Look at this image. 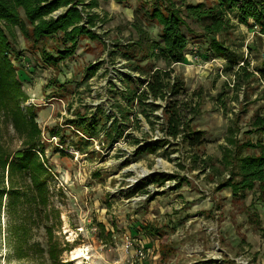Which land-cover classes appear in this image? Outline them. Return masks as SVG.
<instances>
[{"label":"rangeland","instance_id":"obj_1","mask_svg":"<svg viewBox=\"0 0 264 264\" xmlns=\"http://www.w3.org/2000/svg\"><path fill=\"white\" fill-rule=\"evenodd\" d=\"M119 2L71 0L47 17L57 19L77 7L79 25L91 35L77 37L74 48L62 32L34 42L13 29L16 43L9 57L22 82L15 112L22 122L14 127L0 110V159L10 163L34 136L46 172L38 173V190L22 170L10 177L9 166L0 167V264H224L225 257L236 264H264L261 225L249 218L257 195L246 190L233 197L229 188L217 190L233 174L239 180L237 158L258 154L251 144L264 143V130L254 128L264 113V84L256 72L264 34L253 22L245 25L230 15L233 27L216 36L226 57L216 55L209 38L190 33L185 61L168 66L147 48L149 41H159L161 29L153 11L166 3ZM20 17L25 19L22 10ZM67 49L72 50L63 55ZM43 50L59 61L43 62ZM16 53L20 61L14 60ZM155 68L172 69L183 80L186 97L179 98L188 103L189 131L202 134V145L165 135L164 102L129 105L117 94L139 90L138 83ZM114 125L116 138L108 140L105 131ZM25 126L28 130H21ZM225 154H230L227 165ZM260 218L264 222V214ZM159 245L174 254L162 259Z\"/></svg>","mask_w":264,"mask_h":264},{"label":"trees","instance_id":"obj_2","mask_svg":"<svg viewBox=\"0 0 264 264\" xmlns=\"http://www.w3.org/2000/svg\"><path fill=\"white\" fill-rule=\"evenodd\" d=\"M118 1L121 3V0ZM155 1H164L166 6L162 10L157 7L153 11L152 18L157 20L161 29L159 41H149L147 48L151 51L152 57H162L167 61L168 66L185 61V51L189 44L188 36H190V33H199L200 36L204 35L209 38V45H211L216 55L226 57V48L216 40V36L233 27V19L230 15H233L238 22L245 25H250L253 22L254 25L259 27V32L264 34V0H202L197 3H193V0ZM70 3L71 0H0V110L3 111L4 117H11L10 119L13 120L16 128H19L21 126L19 123L22 122V116L18 120L15 112L20 111V100L23 98V93L21 91L22 82L17 76V69L12 64L13 58L9 57V54L15 50L13 44L16 43V35L13 29L15 27L20 28L26 40L33 38L34 42L62 32L64 38L74 48L77 37L81 35L90 37L91 35L89 31L79 25L82 18L77 7L68 8L65 14L57 19H47L53 11L58 10L62 6H68ZM181 9L196 28L192 29L187 25L185 19L182 18ZM20 10L24 13V20L20 17ZM183 28L186 29L188 35ZM71 50L67 49L63 55L70 53ZM156 50L159 51L158 55L154 54ZM45 51H42L43 62L54 64L59 61L60 58H55V56ZM15 57V61H20L21 54L16 53ZM229 57L228 60L230 61ZM126 58L128 60L131 59L129 55H126ZM227 71H232V68H228ZM256 72L258 80L264 84L263 60L261 67ZM173 74L174 71L172 69L155 68L148 73V76L143 81L138 83L141 91L137 89L126 90L121 93L117 92V94H120L122 99L129 105L137 102L140 106L149 105L154 107L155 102H164L165 121H162V131L165 135L172 140L181 139L192 147H198L203 144L202 134L189 131L190 126L185 113L188 103L185 102L186 100L179 98L183 97L185 99L187 91L184 88L183 80ZM246 77L251 78L253 74H247ZM262 92L264 96V88ZM124 111V109L121 110V115L124 119H127L128 114L123 113ZM193 111L195 112V110H191V113H194ZM32 118H34V115H32ZM33 120L29 121L30 126L33 127V131L39 133ZM258 120L264 123V119L257 118ZM256 125H260V123L257 122ZM28 127L25 126L21 130L27 131ZM116 130L117 125H114L105 131L108 140L116 138L113 135ZM34 138V136L30 137L32 141L28 142L24 152L13 158L10 163L7 157L5 159L1 158L0 167L8 165L10 177L15 175L17 169L22 170L25 176L30 175L32 177L34 188L40 190L42 182L39 179L41 174L38 173L44 174L46 171L43 170L41 162L38 161V144L33 141ZM251 147L259 148L260 153L237 158L242 179L239 182H235L233 174L226 181L225 186L231 187L237 193L253 189L256 183H259V199L264 207V146L251 145ZM229 156L226 154L224 157L226 165ZM15 191L12 188L11 193L17 194L18 192ZM145 230L152 236H158L159 232L153 233L155 231L153 227H147ZM262 232L264 235V228ZM51 260L53 261L52 263L55 262L54 258Z\"/></svg>","mask_w":264,"mask_h":264},{"label":"crops","instance_id":"obj_3","mask_svg":"<svg viewBox=\"0 0 264 264\" xmlns=\"http://www.w3.org/2000/svg\"><path fill=\"white\" fill-rule=\"evenodd\" d=\"M198 1H202V0H198ZM256 98V95H254L253 97H252V99H255ZM262 98L264 99V96H263V94H262ZM264 101V100H263ZM250 102V100L249 101H247L246 103H249ZM259 116L262 118V119H264V113L263 112H261V113H259ZM257 122H259L260 123V125H256L257 124ZM254 128H255V130H259V132H262V130H264V123L263 122H261V121H257V119H256V121H255V124H254ZM252 146H259V145H263L264 146V143L263 142H256V144H251ZM253 148V147H252ZM255 149H258V151H259V153H260V149L259 148H255ZM258 153V154H259ZM258 154H256V155H258ZM226 155V154H225ZM225 155L223 156V158H222V162H223V164H226V162L224 161V157H225ZM239 173V172H238ZM234 176H235V174H234ZM238 176H240V179H242V173H239L238 174ZM237 180V181H235V182H239V181H241V180ZM225 183H226V181L225 182H221V183H219V185H218V187H217V190L218 191H221V190H224V189H227V188H229L230 190H231V193H232V196L233 197H236V195H241V196H245V194H243V192H245V191H243V192H237V193H235L233 190H232V188L231 187H229V186H225ZM259 183H256V185H255V187L253 188V189H248V191H254L255 192V194L257 195V198H256V201L254 202V201H252V202H250V207L255 211H253V213L252 214H250L249 215V218H250V221L252 222V223H254V221L252 220V219H254L255 220V224H257L258 226H260L261 225V227H260V230H261V235H262V238H263V241H264V235H263V232H262V230H263V228H264V222H263V220H260L261 218H260V216L261 215H263L264 214V207H263V205L261 204V202H260V199H259V196H260V193H259ZM258 207L260 208V209H262V211L263 212H257V211H259L258 210ZM160 236V235H159ZM218 251L220 252V255L222 256L223 255V253H225L224 252V250H221V249H218ZM158 255H159V257H161L162 259H164V258H166V257H170V256H172L173 254H174V250L171 248V247H169L168 245H159V247H158ZM258 257H259V254L256 252L255 254H254V256H253V258H254V261L255 260H257L258 259ZM225 260H224V264H236L235 263V261L234 260H231V259H229V258H227V257H225L224 258Z\"/></svg>","mask_w":264,"mask_h":264},{"label":"bare ground","instance_id":"obj_4","mask_svg":"<svg viewBox=\"0 0 264 264\" xmlns=\"http://www.w3.org/2000/svg\"><path fill=\"white\" fill-rule=\"evenodd\" d=\"M81 253H82L81 250H78V251H77L78 256H80Z\"/></svg>","mask_w":264,"mask_h":264},{"label":"water","instance_id":"obj_5","mask_svg":"<svg viewBox=\"0 0 264 264\" xmlns=\"http://www.w3.org/2000/svg\"><path fill=\"white\" fill-rule=\"evenodd\" d=\"M262 60L264 61V53L262 54Z\"/></svg>","mask_w":264,"mask_h":264}]
</instances>
